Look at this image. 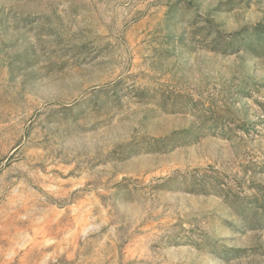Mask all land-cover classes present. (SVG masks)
Listing matches in <instances>:
<instances>
[{
    "label": "rangeland",
    "instance_id": "1",
    "mask_svg": "<svg viewBox=\"0 0 264 264\" xmlns=\"http://www.w3.org/2000/svg\"><path fill=\"white\" fill-rule=\"evenodd\" d=\"M0 264H264V0H0Z\"/></svg>",
    "mask_w": 264,
    "mask_h": 264
}]
</instances>
